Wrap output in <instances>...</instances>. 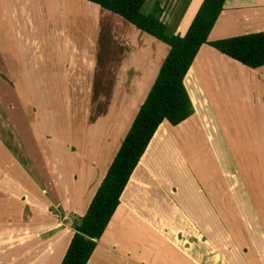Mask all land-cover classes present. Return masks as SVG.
Wrapping results in <instances>:
<instances>
[{"label": "crops", "instance_id": "0c3cea01", "mask_svg": "<svg viewBox=\"0 0 264 264\" xmlns=\"http://www.w3.org/2000/svg\"><path fill=\"white\" fill-rule=\"evenodd\" d=\"M154 1L145 0L142 12L149 13ZM202 2L160 0L166 32L184 35ZM90 3L86 0H0V8H5V11L0 9L1 18H9L8 8L15 7L23 24L18 37L21 65L13 66L21 69V74L19 70L16 81L11 73L0 72V153L6 154L0 155V163L12 166L3 169L21 186L20 199L0 188V238L7 239L6 242L10 239L4 226L21 225V244L31 245L26 255H21L28 262L21 264H60L74 233L75 221L70 218L76 216L77 220L86 212L169 52V46L163 41L120 15ZM27 31L32 33V39L27 38ZM261 31H264V0H225L208 39ZM1 52L0 69L4 71L12 67L11 59L3 57ZM60 83L65 88L55 86ZM184 86L193 113L173 125L175 128L165 127L167 121L159 125L133 170L117 209L122 207L128 187L138 179L153 178L150 172L155 164L150 151L156 141L153 139L161 138L162 131L168 128L180 135L185 127L195 132L196 125L206 122L203 115L229 116L234 111L241 112L248 123V132L244 135L248 140L243 147L258 148L257 154L264 155V65L249 68L203 44L185 75ZM56 99L68 101L72 113H81L78 117L83 122L82 132L81 137L69 139L66 144L51 142L47 149L31 137L34 126L25 119L26 107L35 110L36 101ZM14 110L21 113V127L7 113ZM253 116H257L258 122L254 130L250 127L255 120ZM74 131L71 123L69 136ZM51 139L49 136L47 140ZM62 152L65 161L61 162ZM60 164L62 168L58 169ZM13 170L18 176H14ZM64 174L68 182L59 186L58 180ZM11 205L19 207L15 208L18 213L4 215L8 211L4 208ZM27 206L33 214L26 216L23 207ZM99 239L97 244L103 240V234ZM97 244L86 264H109L107 257L118 264H138L137 260L142 258L137 252H130L129 256L125 252L108 255L112 250L95 258ZM161 255L162 259L151 254L146 256V261L168 259Z\"/></svg>", "mask_w": 264, "mask_h": 264}, {"label": "rangeland", "instance_id": "374dc122", "mask_svg": "<svg viewBox=\"0 0 264 264\" xmlns=\"http://www.w3.org/2000/svg\"><path fill=\"white\" fill-rule=\"evenodd\" d=\"M8 9L9 18L0 15V51L3 57L11 59L12 67L0 72L11 73L17 81L16 74L19 70L21 74V69L13 66L21 65L18 37L23 24L16 8ZM26 36L33 37L28 31ZM26 42L28 44L29 40ZM19 86L21 95V82ZM55 86L65 88L63 83ZM67 103L64 99L38 100L35 110L26 107L25 119L34 126L30 135L40 146L48 149L51 142L66 144L69 139L81 137L83 122L78 117L81 113H72ZM73 108L77 111L75 106ZM7 113L13 115L21 127V113L16 110ZM202 118L206 122L196 125V133L190 127L183 128L181 135L168 128L162 131L161 138L153 139L156 140L150 150L155 163L153 172L150 171L153 178L145 181L137 178V182L128 187L121 209H117L103 232L101 244H97L95 258L112 250L114 252L108 255L125 252L129 256L130 252H137L142 257L137 260L138 264H264L263 152L261 157L257 154L258 148L243 147L248 140L244 137L248 123L241 112L234 111L229 116L207 114ZM253 118L250 127L254 130L258 122L257 116ZM71 123L75 131L69 136ZM164 125L175 128L167 122ZM49 136L51 140H47ZM62 154L61 162L65 161ZM0 155L6 154L1 152ZM8 166L7 162L0 163V188L20 199L21 186L3 169ZM13 174L18 176L17 171L13 170ZM66 182L64 174L58 184ZM6 207L4 211H8L4 215L18 213L15 212L18 206ZM23 208L26 216L33 214L29 206ZM75 217L70 219L76 222ZM4 227L10 239L6 242L7 239L0 238V253H4L0 264L28 262L21 258L31 249V245L21 244V225L11 223ZM146 253L161 259L164 254L168 259L147 263L146 258L150 256ZM107 260L109 264H118L110 257Z\"/></svg>", "mask_w": 264, "mask_h": 264}, {"label": "trees", "instance_id": "16d2710c", "mask_svg": "<svg viewBox=\"0 0 264 264\" xmlns=\"http://www.w3.org/2000/svg\"><path fill=\"white\" fill-rule=\"evenodd\" d=\"M110 10L169 46V52L144 102L115 154L74 233L60 264H86L115 210L125 186L159 125H178L193 113L184 78L200 47L209 44L249 68L264 65V31L216 40L208 35L225 0H203L184 35L168 34L163 8L155 0L145 14V0H86Z\"/></svg>", "mask_w": 264, "mask_h": 264}]
</instances>
